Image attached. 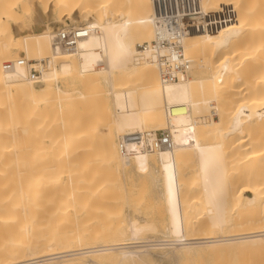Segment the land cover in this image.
<instances>
[{
	"label": "bare ground",
	"instance_id": "obj_1",
	"mask_svg": "<svg viewBox=\"0 0 264 264\" xmlns=\"http://www.w3.org/2000/svg\"><path fill=\"white\" fill-rule=\"evenodd\" d=\"M199 5L224 18L183 37L188 73L162 83L139 47L153 0H0V264H153L170 247L182 264H264V0ZM51 12L88 28L74 49L54 45ZM18 58L45 59L37 83L5 69ZM83 78L95 105L73 108ZM158 129L172 147L120 152L122 134ZM133 168L160 185L164 238L84 219L117 198L109 173Z\"/></svg>",
	"mask_w": 264,
	"mask_h": 264
},
{
	"label": "built area",
	"instance_id": "obj_2",
	"mask_svg": "<svg viewBox=\"0 0 264 264\" xmlns=\"http://www.w3.org/2000/svg\"><path fill=\"white\" fill-rule=\"evenodd\" d=\"M153 37L139 47L147 51L157 63L162 83L179 79L188 73L191 59L183 45V37L197 29H213L224 15L206 14L199 0H153ZM89 30L83 25L68 24L57 27L54 45L72 50L79 39L87 36ZM45 59L28 61L24 58L4 62L6 70L17 65H26L29 77L37 83L41 79V68ZM120 152L128 157L142 151H156L173 146L169 129L142 130L124 133L119 140Z\"/></svg>",
	"mask_w": 264,
	"mask_h": 264
},
{
	"label": "rangeland",
	"instance_id": "obj_3",
	"mask_svg": "<svg viewBox=\"0 0 264 264\" xmlns=\"http://www.w3.org/2000/svg\"><path fill=\"white\" fill-rule=\"evenodd\" d=\"M55 15L56 14L53 12H51V14H50L49 18H50L51 25H53L54 28H57L58 25L61 26V24L64 25L65 22L56 20L57 18H55ZM31 31L38 32L39 29L38 28H32ZM153 75L154 74L152 73V77H150V80L155 79V76H153ZM143 79H145V77L140 78L139 82L141 83L143 81ZM78 85H79L78 86L79 91L77 92V94H75V95L72 94V95H70L69 98H67L68 96H66V99H68V100L64 101L65 104L67 102L73 108L76 106L80 107L81 105L86 104V102L89 99L88 89H93L92 87L89 86L88 81L84 80V78L82 81H80L78 83ZM89 102H87V104ZM90 103L91 104L93 103L92 105L89 104L90 106L95 105L94 101L90 102ZM214 117L217 118L218 115L214 114ZM99 129L101 130L102 127L100 126ZM32 140L33 139H31L30 143L31 144L33 143L32 145H34V140H33V142H32ZM34 149L32 148V150H30V154H33L36 152V149L35 150ZM36 161L38 162L37 159H36ZM125 173H127V174H125ZM125 173L123 174V176L121 174L117 175L116 172L109 173L110 177L111 176L115 177V175H116V178L114 179V181L112 180L113 183H111V184L112 185L114 184L113 185L114 186L113 194L117 198H113L112 200H109V201L103 203L101 206V208L103 209V212H101V213L88 212L86 214H83V216L85 217L84 219L100 218L104 222L107 221L110 224L120 223V221L125 220V221L131 222V223H135L136 225L144 226V228L146 229V233H145V235L143 234L144 236L142 235L144 237L143 239H147L148 236L151 240H155L156 238L159 239V237L164 238V235H162L163 234L162 230L164 228V224H165V220H166L165 219L166 218V212L164 211L166 209L165 208L166 206H165V201L163 200L161 192H160V185L157 184V182L153 178L152 172H150V170L143 171V168H142V170L140 171V169H138V168H133L129 172H125ZM239 177H236L233 184H235L237 186L240 185V184H237V182L238 183L241 182V184H242L244 179H242L243 181H240L239 179L242 178V176L240 178ZM243 178H245V177H243ZM196 184H195V187H196ZM192 187L194 188V192H197L195 190H199V189H197V187L195 189L194 184H193V186H191L188 189L189 192H190V190L193 189ZM235 188H237V187H235ZM124 190L126 191V193ZM198 192L196 194L200 195V193H198ZM127 194H129V196ZM196 194H194L195 195L194 198L192 197L193 195L190 194L191 199H190V197L188 198V199H190L189 202H194V200L199 202L197 198L200 199L201 196L197 197L198 195L196 196ZM126 195H127V197H126ZM127 198H129V199H127ZM162 201H164V202H162ZM196 212H198V211L196 210L195 213ZM193 213H192V215H194ZM139 221L142 223H140ZM150 228L153 229V231H151ZM149 238H148V240H150ZM170 248H162V249L161 248H156V249L153 248L152 250H150L151 254L153 255L152 256L153 258H155V257L157 258L158 255H159L158 258H160V259H158V261L154 259L153 264H182V263H180L179 260H177L178 258L176 256V252L173 251L176 249H173V248L170 249ZM152 251L155 252V255L152 253ZM244 254L250 255L252 257V256H254L255 253H253V255H252V252H247ZM254 259H258V257L255 255ZM156 261H157V263H155Z\"/></svg>",
	"mask_w": 264,
	"mask_h": 264
}]
</instances>
